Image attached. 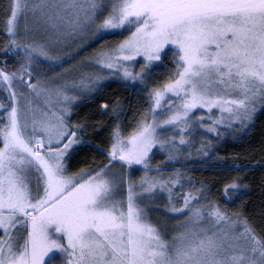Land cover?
Returning a JSON list of instances; mask_svg holds the SVG:
<instances>
[{
	"label": "snow or ice",
	"instance_id": "obj_1",
	"mask_svg": "<svg viewBox=\"0 0 264 264\" xmlns=\"http://www.w3.org/2000/svg\"><path fill=\"white\" fill-rule=\"evenodd\" d=\"M109 80L127 106L73 119ZM260 113L264 0H7L0 264H264V201L246 211L250 185L218 151ZM194 158L236 175L216 187Z\"/></svg>",
	"mask_w": 264,
	"mask_h": 264
},
{
	"label": "trees",
	"instance_id": "obj_2",
	"mask_svg": "<svg viewBox=\"0 0 264 264\" xmlns=\"http://www.w3.org/2000/svg\"><path fill=\"white\" fill-rule=\"evenodd\" d=\"M7 0H0V5L6 4ZM106 40L117 39L115 36L105 37ZM100 41L96 40L91 42L88 47L82 49L79 56L91 53V51L99 46ZM115 96H120L125 105L129 103L131 97L129 93L120 87L119 82L116 80H109L105 82L103 91L97 94L96 99L92 101L80 102L76 113L73 115V119L83 118L86 114L89 116L90 122H96L97 120H103L98 111V105L101 100L112 99ZM131 115V113H128ZM108 135L107 128L98 130L95 134H89L87 139L91 140L94 144L100 143V141L106 138ZM264 147V113H260L256 120L254 128L250 131L247 137L241 140H234L231 137L225 139L220 143L218 151L220 155L224 156L228 162V165L233 164L235 158V164L241 166V174L245 175L250 187L247 190L248 203L246 205V211L250 214L254 213L259 208L261 202L264 201V186H262V178H264V151H261ZM91 155V153H87ZM86 153L82 152L79 157L70 161L72 170L79 167L78 161L85 158ZM97 159H100L99 154H96ZM193 169V175L197 178H205L210 184L216 185V187L222 186L218 182L219 177L235 176L236 171H227L226 169L216 172L210 169L201 170L200 161L194 158L190 165ZM247 169V173L244 172ZM216 192V188H213V193ZM238 203V202H237ZM237 204H229L228 207L235 208Z\"/></svg>",
	"mask_w": 264,
	"mask_h": 264
},
{
	"label": "rangeland",
	"instance_id": "obj_3",
	"mask_svg": "<svg viewBox=\"0 0 264 264\" xmlns=\"http://www.w3.org/2000/svg\"><path fill=\"white\" fill-rule=\"evenodd\" d=\"M92 42H94V41H92ZM91 43V42H90ZM69 62H71V61H69Z\"/></svg>",
	"mask_w": 264,
	"mask_h": 264
}]
</instances>
